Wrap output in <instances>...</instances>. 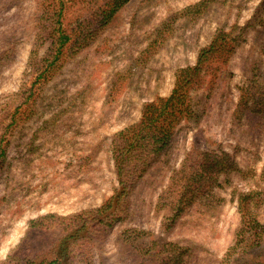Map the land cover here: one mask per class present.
Returning <instances> with one entry per match:
<instances>
[{
  "label": "rangeland",
  "instance_id": "374dc122",
  "mask_svg": "<svg viewBox=\"0 0 264 264\" xmlns=\"http://www.w3.org/2000/svg\"><path fill=\"white\" fill-rule=\"evenodd\" d=\"M202 1L129 0L102 22L116 0H0V263L17 253L29 221L46 228L31 244L49 242L58 227L45 216L110 200L112 138L169 96L177 71L222 30L234 50L201 82L197 99L211 88L205 113L176 130L129 192L122 223L76 248L71 264H264V234L239 232L236 199L256 189L247 209L264 224V114L233 121L238 97L264 85V0H208L186 12ZM57 19L71 41L47 81L36 82L54 55ZM34 99L31 117L8 127ZM210 151L234 163L214 180L200 167Z\"/></svg>",
  "mask_w": 264,
  "mask_h": 264
},
{
  "label": "trees",
  "instance_id": "16d2710c",
  "mask_svg": "<svg viewBox=\"0 0 264 264\" xmlns=\"http://www.w3.org/2000/svg\"><path fill=\"white\" fill-rule=\"evenodd\" d=\"M128 1L116 0L109 11L102 12L104 17L101 21H107L118 8ZM207 2L208 0H204L185 10L189 12L191 9L204 6ZM61 13L62 8L57 14L58 18L61 17ZM51 37L53 38L52 45L55 47L54 55L52 60L47 62L48 66L39 72L36 82L39 79L47 81V74L60 59V55L62 56L64 46L71 41V34L62 29L59 19L56 21ZM232 42L229 35L223 33L222 30H217L211 42L198 52L196 62L192 66L177 71L169 96L147 103L136 123L114 135L110 142V157L115 169L118 189L108 202L98 209L82 211L73 215L45 216L44 219L55 220L58 229L53 239L37 245L31 244V237L35 241L33 236H46V228L43 229V225L39 221H29L26 236L24 241H21V247L16 250L17 253L0 264H71L76 248L78 249L81 244L88 241L103 239L115 224L122 223L126 210V206L123 204L129 192L140 181L146 170L167 149L176 130L188 120L198 118V114L201 116L205 113L204 104L211 95V88H204L201 99H197L196 94L203 87L201 82L204 76L209 72L220 70V67L226 64L229 55L234 50ZM36 82L29 90L30 97L35 96L33 88ZM237 101L233 119L237 123L247 120L252 115L251 113L264 114V85L260 84L256 89L252 88L247 95L239 96ZM35 102L36 99L26 107L24 112L19 109L22 105H19L12 114L8 127L16 128L20 123L26 122L33 114ZM251 105L258 107V110L254 111L248 107ZM5 151V147L0 146V158L3 156L1 166ZM204 157L200 167L210 173L208 175L210 179L221 173L227 174V169L231 165L234 166L228 152L210 151ZM208 177L207 179H209ZM253 193H256V189L250 190L248 193H236L238 213L241 217L239 232L246 230L251 232L250 239L253 238L252 235L260 237L264 234V224L251 217L247 209V197ZM261 197H263L262 203L264 204V195ZM187 202V200L182 203L178 202L175 218L185 208ZM26 243L28 246L24 247L27 245ZM253 243H255L254 240ZM258 243L259 240H256V244Z\"/></svg>",
  "mask_w": 264,
  "mask_h": 264
}]
</instances>
